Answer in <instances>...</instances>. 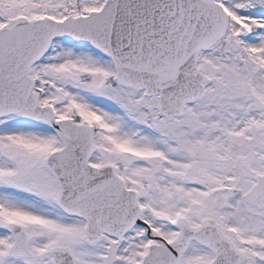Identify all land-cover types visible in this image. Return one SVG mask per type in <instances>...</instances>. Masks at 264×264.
<instances>
[{"label": "snow or ice", "instance_id": "6c2138e0", "mask_svg": "<svg viewBox=\"0 0 264 264\" xmlns=\"http://www.w3.org/2000/svg\"><path fill=\"white\" fill-rule=\"evenodd\" d=\"M0 264H264V0H0Z\"/></svg>", "mask_w": 264, "mask_h": 264}]
</instances>
